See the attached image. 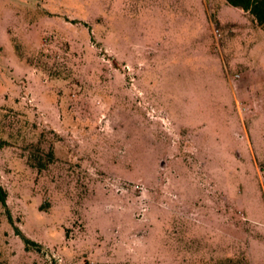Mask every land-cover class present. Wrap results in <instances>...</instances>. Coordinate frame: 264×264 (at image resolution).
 <instances>
[{
	"label": "rangeland",
	"instance_id": "374dc122",
	"mask_svg": "<svg viewBox=\"0 0 264 264\" xmlns=\"http://www.w3.org/2000/svg\"><path fill=\"white\" fill-rule=\"evenodd\" d=\"M0 182L6 264H264V26L0 0Z\"/></svg>",
	"mask_w": 264,
	"mask_h": 264
},
{
	"label": "trees",
	"instance_id": "16d2710c",
	"mask_svg": "<svg viewBox=\"0 0 264 264\" xmlns=\"http://www.w3.org/2000/svg\"><path fill=\"white\" fill-rule=\"evenodd\" d=\"M230 4H233L235 6H239L243 8L246 11H249L255 18V20L260 24L264 26V0H227ZM7 196L8 191L3 186V184L0 182V202L6 206L7 205ZM25 237L27 242L38 244V241H35L31 239L30 237L26 235H22ZM29 246V245H27ZM0 264H6L2 261H0Z\"/></svg>",
	"mask_w": 264,
	"mask_h": 264
}]
</instances>
